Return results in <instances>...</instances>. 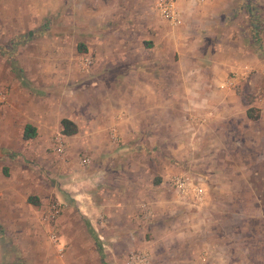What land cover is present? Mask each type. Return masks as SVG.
<instances>
[{"label": "crops", "instance_id": "crops-1", "mask_svg": "<svg viewBox=\"0 0 264 264\" xmlns=\"http://www.w3.org/2000/svg\"><path fill=\"white\" fill-rule=\"evenodd\" d=\"M153 1L0 0V64L5 62L8 66L7 79L11 81L16 77L15 84L25 90L17 96L11 86L12 105L0 119V158L10 159L19 143L33 139L22 138L24 126L31 124L37 132L34 138L43 134V151L39 149V153L42 151L45 159L49 154L50 135L55 130L60 131L62 118H68L78 127L71 137H79L86 127L88 132L91 128L94 130L81 144L86 148L88 145L91 163L95 159L105 161V169L114 172L116 181H120L117 210L134 220L132 230L122 231L124 240L137 239L139 230L144 234L149 231V238L142 237L144 234L140 238H144L147 247H158L165 256L164 246L174 232V237L179 239V251L186 249L181 248V243L182 247H189L202 238L203 258L209 264H264V227L259 230L247 224L255 217L241 215L246 205L241 206L238 199L242 186L248 185L247 177L253 168L245 165L241 157L239 162L237 154L225 151L224 145V140H235L233 133L237 137L249 130L252 123L255 125L256 120L249 118V108L259 109L262 115L258 120L263 118L264 97L260 87L253 88L248 95L239 90L248 82L252 69L263 74L264 80V47L260 45L264 43V15L261 14L263 19L256 25L261 33L260 42H246L241 37L233 41L229 23L241 12L245 17L253 13L247 8L248 1L177 0L181 26H169L161 19ZM65 7L82 11L72 14L73 32H77L74 35H68L62 18ZM49 16L58 18L59 23L53 30L47 26ZM243 24L246 32L255 30L250 28L247 19ZM44 28L52 32L43 38L47 45L63 47V41L72 37L74 43L75 40L82 43L86 54H91L90 73L81 75L75 87L80 95L85 93V99L75 97L77 102L73 103L77 106L69 113L59 109L62 106L59 83L69 82L59 66L74 65L75 59L61 56L63 51L52 57L33 55L28 62L25 58L20 60V56L14 60L6 55L15 49V41L20 43L16 38H21V34L30 36ZM81 33H85L84 36ZM21 65L35 66L36 73H43V82L36 84L37 76L31 74V70L27 74ZM239 75L245 77L239 80ZM30 80L33 84H27ZM233 83H238L237 90L232 87ZM34 88L37 90L32 91ZM53 88L56 91H51ZM24 93L40 98L43 103L33 104ZM37 108H40L38 113ZM95 134H100V139ZM215 140H220L218 154H212L213 148H207ZM180 173L203 174L209 190L218 193L219 198L206 200L202 205L182 198L169 184V178ZM14 191L13 186L0 188L3 219L0 224L23 225L15 229L16 233L24 235L19 237L24 240L23 245L28 240L31 244L21 250L23 263L58 264L56 255L43 251L36 243L43 239V215L22 216L21 208L13 202ZM29 196L25 197V208L42 214V197L39 196L40 204L35 205L28 202ZM82 197L72 195L76 201ZM85 204L86 201L79 203V211L82 217L91 216L85 212ZM254 204L257 210L261 207L259 201ZM89 207L93 210L103 207L110 218L114 214L111 207L96 201ZM193 207L198 208L197 213L187 211ZM56 221L60 232L75 223L70 209ZM113 224L109 225V237L115 234L112 226L116 223ZM63 236L58 237L60 241L66 240ZM71 237L69 247L61 254L67 262L74 253H85L81 246L87 251L90 247L85 235L72 234ZM18 243L20 247V240ZM10 254V258L15 259ZM104 256L100 255L102 259Z\"/></svg>", "mask_w": 264, "mask_h": 264}, {"label": "rangeland", "instance_id": "rangeland-1", "mask_svg": "<svg viewBox=\"0 0 264 264\" xmlns=\"http://www.w3.org/2000/svg\"><path fill=\"white\" fill-rule=\"evenodd\" d=\"M246 1H248L246 3V5H248V10H252L253 13H249L247 17H245L241 12L239 16L231 18L232 20L230 21L229 26L232 28L231 31L234 33V35L232 36V40L237 41L240 39L239 37H241V39H246V42L250 40L258 43L261 33L257 31V26H259V23L261 22L260 19H263L261 17V14L262 16L264 15V5L262 6L261 3L264 4V0H259V2H257L258 0ZM153 4L154 9L158 14V11L156 9V0L155 2L153 1ZM243 4L245 5V3ZM243 4L242 6H244ZM64 6H66V4ZM75 12L77 14H81L82 11L80 8L76 9V11H73L71 8L66 9L65 7L64 11L61 12V14H63L64 16H62V18L67 25L65 27L68 28V35H74L77 33L73 32L74 28L72 27V14ZM47 18L49 19L48 24L47 21L45 23L51 29L54 28V25L59 23L57 17L50 18L49 16ZM245 19H247V21L249 22L250 28L252 27V30L255 29L254 31H251L250 33L245 31L243 27V21ZM165 22L169 26H171L167 21ZM182 24L183 22L179 25L181 26ZM51 29L47 30L46 28H44L40 32L36 31L32 33V35L30 36H28L27 34H21V38H16L20 41V43H16L17 41H15V49L13 50V52H6V55L8 57H13L14 60H16L17 56H20V60L25 58L28 62L33 55L52 57L55 56V54L57 55L58 51H63L61 56L71 58V60L75 59L74 65L64 64L59 66L60 68H62L59 69V71H63L64 78L66 77L67 80H69V82L63 84L59 83L62 85L61 89L59 90L60 99L62 100V106H60L59 109H62V111H65V113H69L70 111L72 112L73 109L77 106L73 103L77 102L75 97L85 99V93L83 94V96L80 95L75 87L81 75H89L91 63L88 65L84 63L87 61V59L91 60L92 58L91 54H86V52L83 50V48L81 47L82 43H79L80 41L75 40V43L78 44V46L75 47V43L73 42L72 37H69L68 39L63 41V47L60 46L61 44L47 45V43L43 41V38H45V35L47 33H49L50 36V34L52 33L50 31ZM256 32H258V34ZM81 34L84 36L85 33ZM32 39H34L33 42ZM260 45L264 47L263 42L262 44L260 42ZM55 64L60 65L59 63ZM55 64L53 66H56ZM7 67L8 66L5 64V62L2 63V65L0 64L1 120L4 118L2 117V115H6L8 113V108L10 107V105H12L9 99L11 86L13 88V92H15L17 96L18 94L23 93L22 91H25L24 89L20 88V85L15 84L17 80L16 77L11 80L12 83L7 79L8 75L7 73H5V69H7ZM24 68L27 74H29V71L31 70V74L37 76L38 80L34 81L36 84L39 85L43 82V73H36L34 71L35 66L23 65L22 69ZM262 76L263 74L260 75L256 68L252 69L249 75L248 82L244 84L245 86L243 87V89L239 90V93L248 95V92H250L253 88L257 90V88L260 87L259 91L261 92V96L263 98L264 89L262 88L264 87V80ZM239 77H241L239 78V80H241L245 76L239 75ZM26 78L30 79V76L27 75ZM31 83L32 81L30 80L27 84ZM238 83H233L232 85L235 90H237L238 88ZM34 90L37 89H32V91ZM51 91H56V89ZM24 94L26 99H30V102H33V104L35 105L40 106L41 103H43V101H40V98H34V96L26 93ZM262 108V121L258 120L262 115L260 113V110L251 107L249 108L248 115L252 120H256L255 125L252 123L251 127H249V130H245L244 133L241 132L242 135H238L237 137L236 133H233L232 138H234L235 140H224V145L226 147L225 151L229 150L231 152V155L237 154L238 156L236 157V159L238 158L239 162V157H241V161H244L245 165L253 168L251 169V173H249V176L247 177L248 185L242 186V192L238 194V199L241 201V206L246 205V208L241 212V215L244 216L245 214L246 216H250L251 219L255 217L252 221L248 220L247 224L259 230H262V228L264 227V219H262V213H264V104ZM39 109L40 108H37L36 113L40 111ZM19 126L20 123L18 125V129ZM93 131L94 130L91 128L90 132ZM90 132H88L86 127L84 129V132L80 133L79 137H69L63 135L59 130L53 131L49 139V148H47V153L49 154L46 155L45 159H43L42 156L43 134L37 136V138H33L28 141H22L21 143H19V145L15 147V150L17 151L12 154L10 159L0 158V188H3L5 186L15 187V191L13 193V202L15 203V205L21 208L20 210L21 212H23L22 216L27 215L26 217H31L34 215H43V220L45 222H43V239L36 242L38 248L43 249V251H51L53 255L57 256L58 264H125V260L127 259L131 251H141L148 254L150 260L149 264H209L207 259L203 258V255L205 254V247H202L204 244V240H202V238H200L196 242V244L193 243L191 244L192 246H189L193 249V253L191 248L182 247V243L181 248L186 249H182L181 251H179V239L177 237H174L175 233L173 232L168 238L169 241L167 240L168 242L164 246V252L166 254L165 256L161 255L158 247H147V245H145L144 238H140V236H142L144 233L142 231L140 232V230L137 232V239L130 238L128 240H124V238L121 236L122 231L127 229L132 230L131 223H133L134 220L132 217H130V215L128 218H126V215L123 212L117 210V200L121 198V192L119 186L120 181H116L117 177L115 176V173L110 172V169H105V161L103 160L95 159V161L91 163V157L87 153L88 145L86 148L81 144V140H86L85 138L91 137V135H89ZM57 134L62 135L61 140H63L64 144V153L62 154H58L53 149L52 140L53 137ZM99 135L95 134V137L99 138ZM245 138H250V140H244ZM71 140L77 141L74 143ZM219 141L220 140H215L211 145L207 146V148L209 149L213 148L212 154H214V152L217 154L221 152L220 147H218L217 144L219 143ZM39 149H42L40 153ZM37 152L39 153V155L37 154ZM258 156H261V159H258ZM84 158L87 159V162L82 161ZM99 158L102 159V155H100ZM200 175L206 181L204 175ZM207 185V183L204 184V198L201 202H198V204L202 205L206 200H210L211 198L213 200H217L219 198L217 197L218 193L209 190V187ZM99 189H103V192L100 193ZM35 192H38L41 195H38ZM77 194L83 196L81 199L82 201H76L72 198V195L77 196ZM89 194L91 195L89 196ZM29 195L34 196L35 198H37V200H39V196L42 197V214L40 211H30L25 208L26 204L24 200L25 197ZM235 196L237 197V195ZM85 201L86 204L84 205V210L87 214L89 213L92 215L82 217L83 215H81L79 211V203H83ZM94 201H96L99 205L111 207L114 213L113 216L110 218L109 215L106 214L108 213V211L104 212L103 207L101 210L91 209L89 206L92 207ZM255 201H259L261 203V207L258 210L256 205L254 204ZM53 203H58L60 208H62V212L60 211L55 219L49 220L48 218H46V215H49L47 209L51 208V205ZM68 209L72 211L75 223L73 224V227L66 229L65 232L63 230L60 232L59 230H57L56 220L60 214L64 213ZM197 209L198 208L193 207L191 210L187 211L189 213H197ZM0 219H2L1 216ZM38 220L40 221L41 218H39ZM47 220L48 225L46 224ZM110 220L112 221L110 222ZM114 222L116 223L115 227L112 226L114 225ZM40 224L41 223H39V225ZM110 224H112V230H115V234L111 237L107 236ZM234 224H236V222ZM90 226L93 227L92 231L90 229ZM140 226L141 225H139L138 227ZM21 227H23V225L21 224H0V264H24L23 258H21L20 256L22 252L21 250L26 246L30 247L31 244L30 240H28L27 244L23 245L24 240L19 239L20 235L22 237H24V235L22 233H16L15 229ZM51 233L55 234L57 241H53L50 238ZM80 233L82 235H85L89 240L90 247L88 251L90 252L88 253L87 249L81 246V249L85 253H82V255H76L74 253L75 256L73 255V257H69L68 262L70 263H68L65 259V256L61 257V254L64 253V251L69 247L72 234L80 235ZM150 234L151 232L146 231L142 237L149 238L151 236ZM62 235H64L63 237H65L64 239H66L67 241L59 240L58 237ZM94 236H97L100 242L101 252L105 255L103 259L99 255L100 251L95 243ZM18 239L20 240V243H22V245L20 244L21 248L19 247ZM59 242H61V244ZM188 243H190V241H188ZM57 244H60L59 247L61 246L63 248L62 251L57 250ZM52 249L54 252L52 251ZM8 254H10L11 256H15V259L10 258ZM36 259L37 258H33V260ZM77 259L80 260L79 263H77Z\"/></svg>", "mask_w": 264, "mask_h": 264}, {"label": "built area", "instance_id": "built-area-1", "mask_svg": "<svg viewBox=\"0 0 264 264\" xmlns=\"http://www.w3.org/2000/svg\"><path fill=\"white\" fill-rule=\"evenodd\" d=\"M177 0H156V9L159 16L167 21L170 25L177 26L181 23L180 12L176 5ZM90 60L84 63L88 65ZM61 134H57L53 137L52 145L53 149L59 154L64 153V144L61 140ZM83 162H87V159L84 158ZM205 180L201 176H190L185 173L175 174L169 178V184L171 187L181 196L182 198H190L194 202H201L204 198ZM48 219H55L61 208L58 203H53L49 209ZM50 238L53 241H57L55 234L51 233ZM61 247V246H60ZM58 247V251H62V247ZM149 255L145 252H133L131 251L125 260V264H149Z\"/></svg>", "mask_w": 264, "mask_h": 264}, {"label": "trees", "instance_id": "trees-1", "mask_svg": "<svg viewBox=\"0 0 264 264\" xmlns=\"http://www.w3.org/2000/svg\"><path fill=\"white\" fill-rule=\"evenodd\" d=\"M83 50L85 52H87L84 48H83ZM77 131H78V127H77V125L72 120H70L68 118H62L60 120V132L63 135H65V136L74 135V134L77 133ZM36 134H37L36 128L33 125H31V124H26L24 126V131H23L22 138L25 139V140L31 139V138H34L36 136ZM27 200L30 203H33L35 205H39V201L34 196H29L27 198ZM90 229L92 231V227ZM94 240H95V243H96V245H97V247H98V249L100 251L101 257H103L104 254L101 252L100 242H99L97 236H94Z\"/></svg>", "mask_w": 264, "mask_h": 264}]
</instances>
